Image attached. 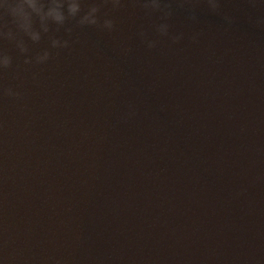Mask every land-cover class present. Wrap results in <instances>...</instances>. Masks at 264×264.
Instances as JSON below:
<instances>
[{"label":"water","instance_id":"1","mask_svg":"<svg viewBox=\"0 0 264 264\" xmlns=\"http://www.w3.org/2000/svg\"><path fill=\"white\" fill-rule=\"evenodd\" d=\"M146 3L38 41L0 7L2 264H264V0Z\"/></svg>","mask_w":264,"mask_h":264},{"label":"clouds","instance_id":"2","mask_svg":"<svg viewBox=\"0 0 264 264\" xmlns=\"http://www.w3.org/2000/svg\"><path fill=\"white\" fill-rule=\"evenodd\" d=\"M113 3H118V0H113ZM209 7L212 10H217L219 7V0H207ZM47 5V6H45ZM0 7L7 9L12 17L14 18L17 26L21 29L26 35H28L33 41H38L41 36V32L48 31L49 23H55L60 27L64 26L69 21H75L78 24H83L85 21L88 23H96L97 16L96 13L98 8L93 5L87 8L85 11H82L81 0H13V2L6 3V0H0ZM146 8L152 9H162L161 0H148V3L145 4ZM163 8H169V5L164 4ZM170 13L168 11L164 12L165 16H168ZM193 19L194 14H193ZM34 19H37L39 22V29L33 26ZM224 20L231 24L232 18L225 15ZM103 27L111 30L113 27V22L111 19L104 21ZM70 31L71 29H66ZM157 31L161 35H167L168 25L166 23H161L157 27ZM9 36L12 35L11 32L8 33ZM180 39V36H173V42H176ZM52 47H66L68 41H59L52 40ZM17 46L20 51L23 53L27 51L24 46L23 41H18ZM147 46L149 48L154 46V41H148ZM49 58V52L44 50L41 54L36 55V63H44ZM29 60L26 57L25 63H28ZM10 65V57H6L3 60H0V69L8 68ZM3 93L10 97H18L20 93L13 90V88L8 87L3 89ZM2 264V261H0Z\"/></svg>","mask_w":264,"mask_h":264}]
</instances>
